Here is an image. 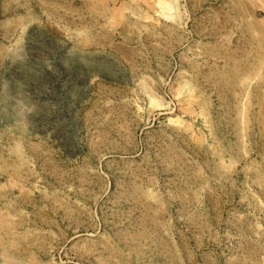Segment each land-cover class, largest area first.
Segmentation results:
<instances>
[{"label": "rangeland", "instance_id": "1", "mask_svg": "<svg viewBox=\"0 0 264 264\" xmlns=\"http://www.w3.org/2000/svg\"><path fill=\"white\" fill-rule=\"evenodd\" d=\"M0 264H264V0H0Z\"/></svg>", "mask_w": 264, "mask_h": 264}]
</instances>
